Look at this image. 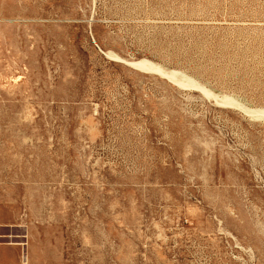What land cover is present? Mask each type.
<instances>
[{"label":"rangeland","instance_id":"obj_1","mask_svg":"<svg viewBox=\"0 0 264 264\" xmlns=\"http://www.w3.org/2000/svg\"><path fill=\"white\" fill-rule=\"evenodd\" d=\"M0 264H264V0H0Z\"/></svg>","mask_w":264,"mask_h":264}]
</instances>
